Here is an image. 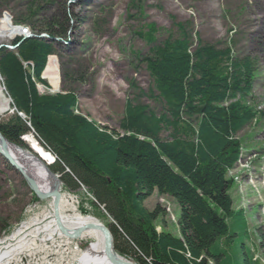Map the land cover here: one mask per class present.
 I'll return each instance as SVG.
<instances>
[{"label": "trees", "instance_id": "trees-1", "mask_svg": "<svg viewBox=\"0 0 264 264\" xmlns=\"http://www.w3.org/2000/svg\"><path fill=\"white\" fill-rule=\"evenodd\" d=\"M54 2L31 3L25 21L33 34L0 46V78L13 109L0 121L1 134L23 149L22 137L34 136L54 157L48 168L63 188L85 190L102 211L119 255L138 264H235L241 254L242 264H259L238 238L247 220L233 208L227 177L240 157L237 134L259 113L248 101L256 61L235 56L231 45L194 44L180 23L177 37L158 41L150 25L139 36L150 45L147 96L160 108L127 99L119 129L108 128L78 112L73 92L38 90L71 24L63 4L59 18L42 17ZM154 191L177 203L178 235L157 229L158 205H143Z\"/></svg>", "mask_w": 264, "mask_h": 264}, {"label": "rangeland", "instance_id": "rangeland-1", "mask_svg": "<svg viewBox=\"0 0 264 264\" xmlns=\"http://www.w3.org/2000/svg\"><path fill=\"white\" fill-rule=\"evenodd\" d=\"M39 1L0 0V22L8 21L3 20L6 14L13 25L28 28L32 35L34 30L25 21L27 7ZM61 4L71 24L50 55L56 62L58 84L53 86L42 74L47 86L38 85V90L73 92L78 112L108 128L119 129L127 99L137 98L154 111L160 108L147 96L152 80L143 58L149 54L150 45L139 36L140 32L148 33L150 25L157 30L154 35L158 41L169 35L177 37L180 23L194 44L198 38L219 48L231 45L235 56L256 61L248 101L259 113L238 132L240 157L228 169L227 177L233 208L242 209L247 220V233L238 238L250 247L259 264H264V0H55L41 11L42 17L53 14L59 18ZM15 37L0 34V46H11ZM0 87L8 99V109L0 113L2 121L13 109L1 78ZM140 91L146 95L138 96ZM22 140L27 147L24 150L32 152L24 136ZM59 192L66 199L73 197L77 213L106 226L107 219L102 211L91 207L85 190L70 192L59 182ZM33 194L18 171L0 156V247L24 243L8 263L3 260L2 264H81L86 246L98 237L82 234L69 239L52 232L54 225L48 227L53 221L52 200L36 201ZM66 205L64 202L60 212L67 221L71 209ZM143 205L148 210L158 205L163 215L157 229L178 235L179 207L173 198L154 191ZM235 264H242L241 254Z\"/></svg>", "mask_w": 264, "mask_h": 264}, {"label": "bare ground", "instance_id": "bare-ground-1", "mask_svg": "<svg viewBox=\"0 0 264 264\" xmlns=\"http://www.w3.org/2000/svg\"><path fill=\"white\" fill-rule=\"evenodd\" d=\"M5 22L6 20H4V23ZM6 23H8V21ZM25 33L30 35L28 28H25ZM43 77L46 78L53 86L57 87L58 73L56 62L54 58H51L50 56L48 57ZM7 109L8 99L3 95L2 89L0 87V113ZM24 140L30 146V150L32 152L26 151L15 144L6 143L8 153L12 159H14L15 164L36 182L38 188L42 192H49L54 189L59 191V181L48 168V165L51 164V161L54 157L49 152L44 150L31 134L24 135ZM64 202L69 204L68 206L66 205V207H70L71 213L69 214L67 221L64 219L61 212L60 218L62 223L69 228L68 231H71L73 228H77L89 222H97V220L91 216H83L79 214V212H76L73 197L66 199L61 195L60 209L63 207ZM52 224L54 225L52 232L57 231L61 235V233L56 228L54 221H52L48 227H51ZM85 235H91L96 238L98 237L99 240L96 242H91L89 246H86L80 259L81 264H112L103 253L99 234L96 231L88 230L83 233V236ZM23 245L24 243L20 241L16 247H0V264H2L3 260H5V263H8L10 258H12L13 252L15 250H20Z\"/></svg>", "mask_w": 264, "mask_h": 264}, {"label": "water", "instance_id": "water-1", "mask_svg": "<svg viewBox=\"0 0 264 264\" xmlns=\"http://www.w3.org/2000/svg\"><path fill=\"white\" fill-rule=\"evenodd\" d=\"M6 143H9V142L5 139V137L0 132V156H2L3 159L6 160L9 165L14 167L16 171H18V173L20 174L22 179L25 181V183L27 184L31 192L34 193V195L38 199L43 200V199L50 198L52 200L53 221L58 231L64 237L69 238V239H75V238H78L80 235H82L85 231H88V230L96 231L100 235L101 240H102L103 253L105 254L106 258L112 264H138L131 259H124L123 257H120L117 255V253L113 249L112 235L108 227H106L103 224H100L98 222H89L77 228H73L71 231H68L69 228L66 227L62 223V220L60 218V198H61L60 192L56 189L49 191V192H42L38 188V185L36 184V182L32 178H30L20 167H18L15 164L14 159H12V157L8 153V150L6 148ZM54 176L57 178L56 175Z\"/></svg>", "mask_w": 264, "mask_h": 264}, {"label": "built area", "instance_id": "built-area-1", "mask_svg": "<svg viewBox=\"0 0 264 264\" xmlns=\"http://www.w3.org/2000/svg\"><path fill=\"white\" fill-rule=\"evenodd\" d=\"M7 18L8 23L0 22V34L5 35L10 38H14L15 36H23L28 37L31 36L27 33H25V27H22L21 25H13V23L10 21L8 16L4 14L3 19ZM12 36V37H11Z\"/></svg>", "mask_w": 264, "mask_h": 264}]
</instances>
